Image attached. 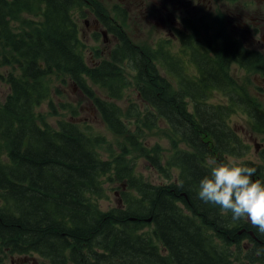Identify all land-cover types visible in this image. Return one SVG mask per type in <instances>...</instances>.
Here are the masks:
<instances>
[{
  "label": "trees",
  "instance_id": "16d2710c",
  "mask_svg": "<svg viewBox=\"0 0 264 264\" xmlns=\"http://www.w3.org/2000/svg\"><path fill=\"white\" fill-rule=\"evenodd\" d=\"M80 2L0 0V65L14 61L19 70L5 78L11 94L0 102L2 250L6 254L36 253L50 264H231L228 251L220 250L213 238L233 243L228 236L232 234L238 243V232L225 227L236 222L219 218L221 208L204 205L197 193L200 180L209 174L210 157L226 162L227 158H240L246 153L244 141L227 120L238 103L255 123L262 117L228 75L233 61L246 69L255 66L253 54L211 26L209 38L203 36L208 50L194 53L197 78L193 89L175 92L170 78H160L159 73V67L166 66L165 70L174 74L176 60L168 44L161 43L163 48H140L113 27L107 30L117 36L118 44L108 55V62L101 60L89 68L78 52L79 33L71 13ZM36 3L42 9V28L27 39L19 38L12 32L7 16L15 18L34 9ZM126 62L134 71L133 87L145 108L141 114L143 125L154 128L165 121L172 133L190 147L175 150L168 162L180 170L177 184L183 181L182 187L173 186L179 192L169 193L170 199L199 204L195 208L208 207L210 218L179 216L170 204H164L165 194L143 184L124 164L120 169L116 165L117 179H128L126 190L132 189L136 195L125 192V209L120 196L122 208L100 210L99 200L104 198L100 176L114 166L98 158L77 122L59 121L56 129L36 122L35 107L48 99L46 75L63 72L83 87L82 75L88 74L94 83L107 88L110 97L119 98L127 83ZM182 76L179 74L180 79ZM221 82L225 83L228 106L208 104L209 88L223 87ZM187 98L194 103L191 109ZM93 103L112 133L126 141L133 139L120 108L97 98ZM52 107L51 101L49 109L55 113ZM133 113L140 115L135 109ZM141 151L160 168L157 155L151 156L143 148ZM147 226H152L151 237L143 232ZM260 246L264 241L256 248ZM255 258L264 264V256Z\"/></svg>",
  "mask_w": 264,
  "mask_h": 264
},
{
  "label": "rangeland",
  "instance_id": "374dc122",
  "mask_svg": "<svg viewBox=\"0 0 264 264\" xmlns=\"http://www.w3.org/2000/svg\"><path fill=\"white\" fill-rule=\"evenodd\" d=\"M145 8L148 9L149 13L153 14V9L150 8L148 0H145V3H141L140 0H81L72 9L73 20L76 22L79 31L80 44L78 52L82 55L84 62L89 68L96 67L97 60H106L108 62L107 57L116 44L114 34L108 33L105 28L114 27L116 30L115 27H117V30L121 29L131 44L140 48L141 46L156 48L163 41L162 44L168 43V47L171 49L169 42L167 40L164 41L166 36L164 32L156 26L142 24V11ZM41 12V7L36 3L34 9L23 11L15 18L8 15L7 19L12 32L19 38L27 39L28 35L42 28L43 18ZM99 13L104 16V21L99 20ZM108 17L113 22L107 21ZM93 21L98 23L96 28L93 25ZM102 30L107 32L105 38H103ZM226 33L230 35L229 29ZM5 51L10 50L5 49ZM130 67L131 64L126 62L124 74L127 83L123 87V96L119 98L110 97L107 88L94 83L88 74L82 75L83 87L70 80L69 75L63 72L46 75L44 85L48 90V99L46 98L40 102V105L35 107V119L41 127L47 124L51 128L56 129L59 121L72 120L77 122L82 132L89 138L92 149L98 158L107 162L110 167L114 166L112 171L106 170L100 176L104 198L99 200V209L103 211L115 207L122 208L120 196L123 198V209H125L127 206L124 200L125 192L128 191L130 196L136 195L135 193L133 194L132 189L126 190L125 180L127 181L128 179L125 177L120 179L121 181L117 179L118 173L116 172L118 171L116 165H118L119 169L123 164L126 167H130V169L132 168L133 174L140 177L143 184L151 188H158L160 192H163L160 187L171 182L167 179V176L173 179L176 176L179 177L180 173L177 167L168 164L171 156L175 150H190V147L183 140L172 133L165 121L158 122V126L154 128L143 125L141 114L144 113L145 108L133 87L135 74ZM17 68L18 64L14 61L3 62L0 65V102H3L11 94L10 86L5 81V78L11 72L17 74L19 72ZM165 69L166 66L159 67V72L161 73ZM166 72L169 74L168 71ZM167 74H162V76L167 77ZM228 75L231 77V83L236 89H241L242 93L247 96L253 105L264 110V84L261 80H258L259 71L256 66L246 69L236 63L228 69ZM208 94V104L215 105L225 102V96L221 95V92L217 94L215 91H208ZM94 98L111 102L120 108L122 120L127 126L129 136L133 138L131 141H126L122 136H117L108 129L93 103ZM51 101L54 105L52 108L55 113L49 109ZM240 106L241 104L238 103L237 110L230 113L227 119L239 137L244 139L247 147L246 153L239 159L247 166L249 164L251 166L253 164L262 165V158L254 152V143L259 141L262 135L254 132V120L251 122L246 115V110H242ZM188 108L191 109V106L189 105ZM134 109L138 110L140 115L133 113ZM248 133L251 134L255 141L248 139ZM142 148L147 153H150L151 156H158V162L162 170L155 172V169H157L156 165L153 161L143 156ZM119 150L121 151L119 152ZM118 153H120V156L114 158ZM119 189L122 191L120 192ZM144 201L148 203L146 196H144ZM176 206L185 208L180 201L176 202ZM226 214V216L223 214L222 216L229 218L228 222H230L232 220L231 213ZM225 227L235 229L236 232L240 230L237 222L234 224L227 223ZM143 232L151 237L153 235L152 226L145 227ZM213 243L220 250L228 251L231 264H256V262H252L248 258V249L253 248L254 244L246 239H242L240 244H236L213 238ZM0 264H49V262L36 253L25 256H11L2 250L0 245ZM67 264L70 263L68 262Z\"/></svg>",
  "mask_w": 264,
  "mask_h": 264
},
{
  "label": "flooded vegetation",
  "instance_id": "af4514ba",
  "mask_svg": "<svg viewBox=\"0 0 264 264\" xmlns=\"http://www.w3.org/2000/svg\"><path fill=\"white\" fill-rule=\"evenodd\" d=\"M141 3H145V0H140ZM149 6L153 9V14L148 12V9L142 11V24L156 26L166 34L165 40L168 41L171 47V53L176 60V64L173 67L174 74H167L166 70L161 71L160 78L165 77L162 74H167V78H170L172 87L175 92L184 91L185 88L193 89L195 78L197 77V70L195 69L194 56L195 52L199 55L208 50L206 47L207 40L203 38L206 35L208 38L212 34L211 25L214 30L224 31V35L230 39L234 45H239L244 48L248 53H252V59L256 63L255 66L259 71L257 75L258 80L264 84V0H148ZM157 16V17H156ZM213 19L215 24L209 22ZM107 21L113 22L111 18H107ZM93 25L96 28L98 26L97 21H93ZM106 29V28H105ZM229 29L230 35H226V31ZM107 30V29H106ZM108 33L112 34L109 30ZM120 32L125 35L120 29ZM115 36V35H114ZM114 39L118 44V38ZM163 41L158 44L156 48H163ZM156 44V45H157ZM168 44V43H167ZM169 49V47H168ZM199 50V51H198ZM261 61L256 62V60ZM97 64L101 60H97ZM236 64L235 61L228 67ZM179 74H182L180 79ZM223 87L215 86L213 89L209 88V92L215 91V93L225 96V102L220 104L228 106V99L226 97L225 83H220ZM175 86V87H174ZM239 91H242L241 89ZM137 93V91H136ZM138 95V94H137ZM187 106H193V101L189 98L186 99ZM189 109V108H188ZM257 112L261 114V119H256L254 132H258L262 135L259 141L254 143V152L260 158H262V165H255L256 174L252 177L253 180L259 179L264 182V110L257 108ZM246 115L253 122L254 117ZM242 141L244 139L240 137ZM248 139L254 140L250 133H248ZM255 141V140H254ZM245 143V141H244ZM153 161V160H151ZM158 162V159H157ZM154 163V161H153ZM159 163V162H158ZM250 167H253L249 165ZM157 167V166H156ZM162 170V167L155 169V172ZM167 179L171 182L167 185H162L163 194H165L164 204H170L175 212L179 216L185 218H210V209L208 207L195 208L199 204L193 203L191 205L186 199L187 203H183L180 199L171 200L169 193L175 194L179 190L174 191L173 186H178V176L171 179L167 176ZM157 189V188H155ZM182 202L185 208L182 206H176V202ZM200 201V200H199ZM204 205L206 203L203 202ZM200 207V206H199ZM221 214L226 216L227 214L221 209ZM224 216L219 218H225ZM240 230L238 231L237 241L240 244V240L246 239L254 244V247L248 249V258L252 262H256L254 256V250L258 243L264 241V235H261L250 223L237 222ZM240 232V234H239ZM233 243H235L234 236L228 235ZM256 264H259L256 262Z\"/></svg>",
  "mask_w": 264,
  "mask_h": 264
},
{
  "label": "clouds",
  "instance_id": "9594fccd",
  "mask_svg": "<svg viewBox=\"0 0 264 264\" xmlns=\"http://www.w3.org/2000/svg\"><path fill=\"white\" fill-rule=\"evenodd\" d=\"M209 174L199 182L198 198L206 204L219 206L231 213L234 222L250 223L264 235V182L253 180L256 168L247 166L237 157L218 162L207 161ZM183 186V181H178ZM255 256H264V246L257 247Z\"/></svg>",
  "mask_w": 264,
  "mask_h": 264
},
{
  "label": "water",
  "instance_id": "95a60500",
  "mask_svg": "<svg viewBox=\"0 0 264 264\" xmlns=\"http://www.w3.org/2000/svg\"><path fill=\"white\" fill-rule=\"evenodd\" d=\"M102 35H103V37L105 38V36H106V32H102ZM239 234H240V232H239Z\"/></svg>",
  "mask_w": 264,
  "mask_h": 264
}]
</instances>
